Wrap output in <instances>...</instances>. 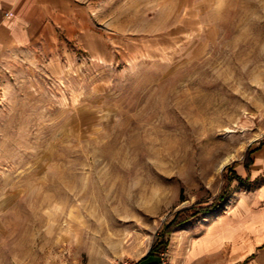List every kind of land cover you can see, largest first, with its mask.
<instances>
[{"label":"rangeland","instance_id":"1","mask_svg":"<svg viewBox=\"0 0 264 264\" xmlns=\"http://www.w3.org/2000/svg\"><path fill=\"white\" fill-rule=\"evenodd\" d=\"M80 2L97 46L0 68V264H139L160 240L150 261L183 259L264 188V0ZM234 172L220 209L160 236Z\"/></svg>","mask_w":264,"mask_h":264},{"label":"crops","instance_id":"2","mask_svg":"<svg viewBox=\"0 0 264 264\" xmlns=\"http://www.w3.org/2000/svg\"><path fill=\"white\" fill-rule=\"evenodd\" d=\"M89 9L80 0H0V68L32 46H97ZM190 244L169 264H264V188L236 196Z\"/></svg>","mask_w":264,"mask_h":264},{"label":"trees","instance_id":"3","mask_svg":"<svg viewBox=\"0 0 264 264\" xmlns=\"http://www.w3.org/2000/svg\"><path fill=\"white\" fill-rule=\"evenodd\" d=\"M252 164H253V160L251 158H246V160L244 161V165L248 170V172H249V167ZM234 178L240 179V177L237 175L236 172H234L232 176L229 177L226 176V185L223 188V190L220 192V195L217 196V198L214 200L212 204L203 207L198 203L191 207H186L178 210L173 220L164 226L160 236L170 234L174 229V227L182 224H186L192 219L194 220V218H196L199 214L208 213L220 209L227 200L226 190L229 184L231 183L232 179ZM166 247H167V243L164 240L154 242L148 254H146V256L141 261L149 260L152 257H158L160 253L166 250ZM157 263H158L157 261H150L149 264H157Z\"/></svg>","mask_w":264,"mask_h":264},{"label":"built area","instance_id":"4","mask_svg":"<svg viewBox=\"0 0 264 264\" xmlns=\"http://www.w3.org/2000/svg\"><path fill=\"white\" fill-rule=\"evenodd\" d=\"M121 264H133V263H131V261H129L128 259H126V260H123ZM159 264H165L164 259H163V261H162L161 263H159Z\"/></svg>","mask_w":264,"mask_h":264}]
</instances>
